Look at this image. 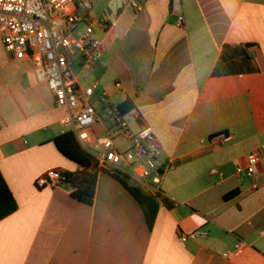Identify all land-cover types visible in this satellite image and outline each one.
Here are the masks:
<instances>
[{"label": "crops", "instance_id": "obj_1", "mask_svg": "<svg viewBox=\"0 0 264 264\" xmlns=\"http://www.w3.org/2000/svg\"><path fill=\"white\" fill-rule=\"evenodd\" d=\"M90 14L103 59L92 69L81 59L71 66L82 89L99 85L85 150L99 164L96 140L115 132L101 93L118 105L131 99L132 130L152 127L158 164L170 165L156 222L148 227L106 170L92 205L67 183L37 186L51 170L82 171L55 143L70 131L62 125L68 109L0 35V171L19 206L0 222V264H264V158L254 177L237 173L264 152V0H148L139 12L128 0H95ZM222 133L231 143L206 142ZM197 230L206 236L180 240Z\"/></svg>", "mask_w": 264, "mask_h": 264}, {"label": "built area", "instance_id": "obj_2", "mask_svg": "<svg viewBox=\"0 0 264 264\" xmlns=\"http://www.w3.org/2000/svg\"><path fill=\"white\" fill-rule=\"evenodd\" d=\"M140 1L128 0V3L139 12L148 0ZM94 4L95 0H0V35L6 51L15 60L32 61L38 79L45 81L52 91L56 106L68 109L62 125L70 131L66 130L64 134L72 132L84 149L91 144L92 128L98 121L97 110L90 100L99 85L95 82L82 89L71 66L81 59L83 68L92 69L103 59L102 42L97 38L90 14ZM182 23L180 17L178 24ZM104 28L108 29V24ZM100 101L115 132L96 140L97 147L103 149L99 167L111 173L121 172L145 190L160 196L162 178L170 165L163 169L158 164L162 146L154 129L146 126L133 131L128 114L121 111L106 91L101 93ZM232 140L230 134L222 133L206 142L215 147L225 146ZM119 142L126 145L123 151ZM263 158L264 152H254L248 156L246 167H237V173L254 177ZM64 183V172L51 170L38 179L37 186L57 187ZM205 236V232L197 230L181 234L180 240L187 242ZM241 250L238 245L226 256L237 255Z\"/></svg>", "mask_w": 264, "mask_h": 264}, {"label": "trees", "instance_id": "obj_3", "mask_svg": "<svg viewBox=\"0 0 264 264\" xmlns=\"http://www.w3.org/2000/svg\"><path fill=\"white\" fill-rule=\"evenodd\" d=\"M169 1L170 7H172L173 0ZM119 107L124 114H129L135 109L131 99L126 100ZM55 143L64 156L76 162L82 168V171L75 173L64 172L66 183L73 189L72 197L79 202L92 205L94 203L98 175L105 170L99 167L98 162L95 161L91 153L79 145L72 132L57 137ZM109 174L121 183L136 199L144 213L148 227L153 229L160 208L158 196L145 190L121 172L115 171L109 172ZM18 208V202L0 171V222L14 214Z\"/></svg>", "mask_w": 264, "mask_h": 264}, {"label": "rangeland", "instance_id": "obj_4", "mask_svg": "<svg viewBox=\"0 0 264 264\" xmlns=\"http://www.w3.org/2000/svg\"><path fill=\"white\" fill-rule=\"evenodd\" d=\"M118 144H119L120 150L123 151L125 149L126 145L123 144L122 142L121 143L119 142Z\"/></svg>", "mask_w": 264, "mask_h": 264}]
</instances>
